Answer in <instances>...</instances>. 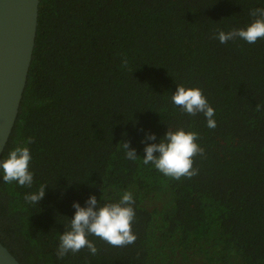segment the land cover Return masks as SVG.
<instances>
[{
    "label": "trees",
    "instance_id": "16d2710c",
    "mask_svg": "<svg viewBox=\"0 0 264 264\" xmlns=\"http://www.w3.org/2000/svg\"><path fill=\"white\" fill-rule=\"evenodd\" d=\"M257 7L264 0H41L28 83L1 158L34 138L32 186L0 181V241L22 264H264V39L215 38L246 27ZM178 85L202 89L215 129L172 103ZM169 127L199 134L205 155L194 158L191 179L143 163L146 143ZM151 133L156 140L145 141ZM41 185L40 203H27ZM126 191L136 241L113 247L90 236L97 254L58 259L73 203L116 202Z\"/></svg>",
    "mask_w": 264,
    "mask_h": 264
},
{
    "label": "clouds",
    "instance_id": "9594fccd",
    "mask_svg": "<svg viewBox=\"0 0 264 264\" xmlns=\"http://www.w3.org/2000/svg\"><path fill=\"white\" fill-rule=\"evenodd\" d=\"M249 15L254 19L246 27L233 28L231 31H218L215 38L220 43L240 39L249 44L264 39V7L253 8ZM127 61H124L126 64ZM174 105L191 116L202 113L207 118V126L211 129L217 127L214 119L215 109L210 105L202 89L178 85L171 97ZM261 105L257 104V111ZM199 134L184 128L173 130L168 128L166 134L158 143H146L143 156L145 165L152 164L163 175L175 180L182 177L191 179L199 174L194 167V158L205 155V150L197 142ZM147 140H156L154 133L145 137ZM33 137L25 138L23 143H17L10 150L7 157L0 159V181L4 183L15 182L22 187H31L34 174L30 170L32 155L29 145L34 143ZM130 141L120 142L126 158L135 161L139 156L135 148H130ZM47 185H41L38 191L25 194V201L29 204H39L46 194ZM103 191V189H102ZM135 200L131 192H124L116 202L101 204L95 195H91L86 206L77 201L73 203L76 209L73 217L65 225V231L59 236L57 248L58 259H63L69 253L76 254L87 248L92 255L97 254L96 244L89 239L98 237L113 247H124L133 244L137 236L132 230L135 219Z\"/></svg>",
    "mask_w": 264,
    "mask_h": 264
},
{
    "label": "water",
    "instance_id": "95a60500",
    "mask_svg": "<svg viewBox=\"0 0 264 264\" xmlns=\"http://www.w3.org/2000/svg\"><path fill=\"white\" fill-rule=\"evenodd\" d=\"M41 0H0V159L20 113L33 61ZM0 264H22L0 241Z\"/></svg>",
    "mask_w": 264,
    "mask_h": 264
}]
</instances>
